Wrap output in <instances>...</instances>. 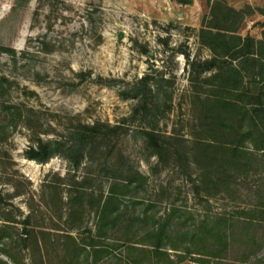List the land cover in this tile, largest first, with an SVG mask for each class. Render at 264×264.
<instances>
[{
    "label": "rangeland",
    "instance_id": "obj_1",
    "mask_svg": "<svg viewBox=\"0 0 264 264\" xmlns=\"http://www.w3.org/2000/svg\"><path fill=\"white\" fill-rule=\"evenodd\" d=\"M218 1L247 16L238 34L264 39V0H0V264H64L63 231L75 229L86 247L114 186L140 234L169 223L174 264H264V154L248 143V172L233 170L228 187L202 183L213 169L202 114L221 79L201 72L214 60L201 33L218 23ZM145 77L158 95L135 115ZM98 123L124 131L89 145L79 167L62 151L46 163L28 158L40 141L69 143ZM151 129L171 148L162 157ZM72 209L84 216L66 215ZM124 221L111 239H95L122 244ZM26 227L53 243L49 258L26 250Z\"/></svg>",
    "mask_w": 264,
    "mask_h": 264
},
{
    "label": "trees",
    "instance_id": "obj_2",
    "mask_svg": "<svg viewBox=\"0 0 264 264\" xmlns=\"http://www.w3.org/2000/svg\"><path fill=\"white\" fill-rule=\"evenodd\" d=\"M211 15L218 23L206 26L201 33V40L214 54V60L202 63L201 72L216 70L212 79L218 78L221 82L215 87V92L219 93L215 95L216 98L212 97L213 91L206 98L202 114L204 119L202 126L211 137L208 139L205 136L206 138L201 140L205 147L202 156L205 158L207 168H213L202 183L207 187H228L234 178L233 170L234 172L235 170L242 172L243 169H246L244 172L249 171L248 168L251 166L249 160L246 164L242 162L243 160L254 158V151L264 154V39L256 40L249 34L244 38L238 34L245 21V15L225 2L218 1L213 5ZM262 27L264 28V23ZM139 84L140 88L136 96L142 99L135 109V115L147 112L150 104L156 102L154 99L158 95L151 86L150 77H145ZM122 131L124 128L119 125L113 127L101 123L86 125L81 131L70 135L73 138L69 143L58 140L40 141L36 148L29 151L28 158L38 163H46L62 151L76 167H79L89 145L99 140H109L117 132ZM145 135L158 156L162 157L165 152L171 151L164 140L165 137L159 136L155 130H148ZM226 138L229 140H225ZM248 143L254 151L248 149ZM133 182L135 180L131 179L130 183ZM95 214L100 222L106 223L100 227L101 229L96 230V236L93 237L111 239L115 232L120 231L125 219L124 223H130L124 228L128 234L127 239L122 240V244H107L105 240L90 238L86 245L89 246L87 250L74 236L75 229H67L63 231L67 241L66 258L74 255L80 257L87 253L86 260L89 261L92 257L94 264L102 262L104 264H174L170 251H178V246L172 243L168 235L169 223H163L158 228L148 229L140 234L135 229V223L139 222L140 218L129 219L126 218V214L120 212L116 186L112 187L105 205ZM66 215L73 219L82 218L84 211L72 209ZM6 220L16 222L17 219L12 215L6 217ZM214 233L216 241L228 249L227 234L220 235L217 227ZM25 234L26 250L34 256L37 252L41 258L43 254L45 259L50 257L48 250L49 245L53 244L51 241L40 240L37 233L27 227ZM88 234L91 235L92 232L89 231ZM114 250H119V255L114 254ZM192 254L201 255L202 252L196 251ZM216 257H220V252H217ZM199 262L207 264L206 261Z\"/></svg>",
    "mask_w": 264,
    "mask_h": 264
},
{
    "label": "crops",
    "instance_id": "obj_3",
    "mask_svg": "<svg viewBox=\"0 0 264 264\" xmlns=\"http://www.w3.org/2000/svg\"><path fill=\"white\" fill-rule=\"evenodd\" d=\"M234 9H236V8H234ZM236 10H238V9H236ZM246 17L247 16H245V20H246ZM86 249L89 250V246H86ZM109 250H110V248H109ZM83 253H85V252H83ZM64 254H65L64 255L65 257H62L63 258L62 260L64 261V264H94V261H93L92 257H90V259L88 258L89 261L86 260V258L88 256L87 253H85L83 256H80V257H78V255H74V257H71V258H66L67 253H64ZM102 264H103V262H102Z\"/></svg>",
    "mask_w": 264,
    "mask_h": 264
},
{
    "label": "water",
    "instance_id": "obj_4",
    "mask_svg": "<svg viewBox=\"0 0 264 264\" xmlns=\"http://www.w3.org/2000/svg\"><path fill=\"white\" fill-rule=\"evenodd\" d=\"M179 3L184 4V5H190L193 3V0H178ZM122 37V35H120Z\"/></svg>",
    "mask_w": 264,
    "mask_h": 264
}]
</instances>
